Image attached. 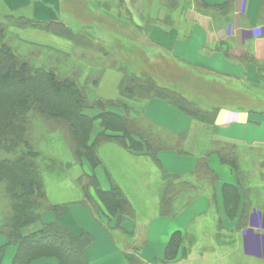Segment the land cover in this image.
I'll list each match as a JSON object with an SVG mask.
<instances>
[{"label": "trees", "instance_id": "16d2710c", "mask_svg": "<svg viewBox=\"0 0 264 264\" xmlns=\"http://www.w3.org/2000/svg\"><path fill=\"white\" fill-rule=\"evenodd\" d=\"M124 2H118L119 12ZM177 3V0H171L172 8L177 7ZM98 4L105 10L113 9L108 2ZM195 4L197 10L212 18L220 15L226 19L233 8V0L219 5L207 0H195ZM152 22L151 17L146 20L148 30L153 26ZM26 28L49 31L77 46L93 47L98 44L87 30L75 32L57 18H39L15 12L0 18V197L4 195L9 204L8 214L0 219V235H5L8 244L17 247L12 264H31L42 256H56L60 264H89L86 248L93 241L92 234L87 231L75 233L59 220L44 222L42 219L47 210H54L60 216L64 207L48 198L44 169L40 165L42 153L32 139L34 120L42 117L54 128H59L66 137L76 162L80 164H83L84 159H88L95 167L101 163L97 146L103 140H119L131 152L153 158L165 180L161 215L171 216L174 215V199L193 186L180 175L167 171L158 155L163 150L188 153L183 147L186 135L159 128L142 111L139 113L136 103H129L124 99H162L209 127L216 125L220 109L204 108L197 100L161 85L152 75L146 72L138 75L128 69L121 81L122 96L119 99L92 98L89 80L96 79V74L87 73L84 80L86 70L80 63L84 59L92 61V57L83 55L82 60L77 62L72 51L52 49L41 44H32L27 50H21L23 41L15 30ZM138 28L141 29L139 26ZM103 56L109 57L110 53L106 51ZM240 58L248 62L255 60L251 52H246ZM258 67L260 81H263L264 65L259 63ZM112 105L122 108L123 112L110 109L109 106ZM89 108L97 110V114H88L86 110ZM97 117L101 119L103 129L92 140L94 120ZM211 153H217L238 175V185L244 196L240 218L241 224H246L244 220L250 215L251 203H248V199L251 189H246L244 185L240 150L231 142L218 139L212 141L210 151L198 159L195 173L213 184L217 175L209 166L208 157ZM79 182L84 192L81 203L95 215H98L104 205L107 215L118 216L119 227L124 217L134 216L133 205L118 185L114 184L111 189L105 190L95 174L87 173L79 178ZM92 188L98 199L92 194ZM224 195L226 213L236 215L242 199L239 188L225 184ZM178 235L182 236L180 231L174 233L168 245L170 258H174L180 246L175 243ZM4 255L5 247L2 246L0 264Z\"/></svg>", "mask_w": 264, "mask_h": 264}, {"label": "crops", "instance_id": "0c3cea01", "mask_svg": "<svg viewBox=\"0 0 264 264\" xmlns=\"http://www.w3.org/2000/svg\"><path fill=\"white\" fill-rule=\"evenodd\" d=\"M139 1L150 2L151 7L154 8L151 13L160 14L155 7H159L161 0ZM207 1L219 5L227 0ZM126 2L130 7V0ZM179 2L177 3L179 9L178 12L175 11L173 22L159 23L151 27L148 40L154 51L147 52L146 56L152 60L156 52L162 53L165 54L167 62H177L186 67L189 72L183 78L192 79L189 85H196L200 91L204 92L209 87V85L203 86L202 81L205 80V84L210 82L212 86L217 83L216 89H221L224 95H233L237 99L240 96L254 98V89L260 86L258 64L264 65V0H233V8L226 19L220 15L212 18L197 10L195 0ZM39 3L40 7L34 3L29 4L33 8L32 13L39 18H54L51 16L53 12L56 14L57 5L54 8L45 1L39 0ZM138 7H140L139 3ZM37 9L38 14H36ZM136 10L135 13L138 14V21L141 24L144 11ZM246 52H251L255 60L248 62L241 59L240 57ZM188 81L186 80L187 84ZM185 92L187 96L200 101L204 108L220 109L215 126L209 127L201 123L165 100L153 98L141 101L143 115L154 125L170 133L186 135L183 147L188 153L163 150L158 157L167 171L180 175L193 186L174 199V215L162 216L159 211L153 216L154 218H151L149 229L143 232L145 239L141 243L144 246L135 244L131 248L118 246L112 233L96 221L92 210L85 205V207H67L61 217H58L54 210L43 213L44 222H52L58 218L64 226L75 233L87 231L92 234L93 241L86 248L89 264H132L130 262L132 259H139L140 262L148 264H205L206 258H201V250L195 246H191L187 251L185 245L179 246L178 254H190L185 260L179 257L170 258L167 248L177 231L182 232L184 238L193 236L194 223H200V218L205 217L209 212L217 216V224L221 228L220 231L218 230L219 233L225 231L235 234L241 245H238L237 249H241L245 256L264 262V199L261 203L255 204L253 195V190L257 188L264 190V106H247L235 99L217 101L205 97L206 100H202L198 93ZM201 100L206 105L201 103ZM100 124L101 120H96L95 125L100 126ZM191 139L193 145L187 144ZM216 139L238 146L244 181L249 182L247 179L250 173H257L260 176L259 185L253 182L244 184L246 189H251L250 198H247L251 208L248 219L244 220L246 224H241L240 213L244 205V196L238 185V175L235 170L224 163L217 153H211L208 162L217 175V180L212 184L195 173L198 159L210 151L211 143ZM191 146H193L192 152ZM122 148L130 151L124 146ZM86 161L90 169H83L85 173L95 174L105 190L111 189L114 184L118 185L133 205L134 216L124 217L122 223L127 224V219L136 220V205L126 194V186L117 180L111 169L100 168L102 164L93 167L89 160ZM156 165L157 169H152L154 175L152 182L164 189L165 180L162 170L158 164ZM141 170L129 169L130 178L138 182L139 176L136 175L140 174ZM225 184L237 186L241 194L238 212L234 216L227 214L225 210ZM108 217L111 218L110 226L115 227L112 222L118 220V216L108 215ZM134 227L135 233L137 221ZM152 237H154L153 243L150 240ZM2 246L5 247V255L1 264H12L17 247L8 244L5 235H0V247ZM31 264H60V261L56 256H42L33 260Z\"/></svg>", "mask_w": 264, "mask_h": 264}, {"label": "rangeland", "instance_id": "374dc122", "mask_svg": "<svg viewBox=\"0 0 264 264\" xmlns=\"http://www.w3.org/2000/svg\"><path fill=\"white\" fill-rule=\"evenodd\" d=\"M42 1L47 2L48 5L50 4L54 8L57 5L55 8L56 14L53 12L51 17L62 20L75 32L87 30L97 40L98 44H95L93 47L77 46L70 40L58 37L46 30L37 28L16 29L15 31L19 35L20 40L23 41L21 50H27L32 44H41L42 46H49L52 49L61 48L72 51L77 62L82 60L83 55L87 58L92 57V61L84 59L85 61L80 62L84 67V71L86 70L83 75L84 80L87 73L96 74V79L91 78L89 80L90 87L92 88V98L119 99L122 96L120 91L121 81L123 80L125 71H127L126 69H128L131 72L138 73V75L146 72L152 75L161 85L169 86L175 90L187 91L193 94L198 93L202 100H206L205 97L217 101L223 99L230 101L235 99L247 106H264V80L260 81L259 88L254 89V98L240 96L237 99L233 95H224L225 93L221 89H216L218 88L216 87L217 83L212 86L210 82L205 84L206 82L203 80V86L208 87L209 85L208 90L205 89L204 92L197 89L196 85H189L192 79L183 78L184 75L188 74V69L177 62H167L165 54H158L156 52L154 54L155 58H152V60L149 56H146L147 52L154 51V48L148 40L150 29H147L146 20L148 21V18L151 17L153 25L173 22L175 11L178 12L179 7L173 6L174 8H172L171 0H161L158 4L159 7H155V10H158L160 14L151 13L154 8L151 7L150 2L140 3L139 0H130V7L127 5L128 2L124 0L125 2L121 4L123 8L120 12L117 9L120 0ZM177 1L179 2L180 0ZM107 2L113 9L105 10V8L100 7L98 4H106ZM30 3H34L37 7H40L39 0H0V18L2 19L5 14L10 12L34 15L31 13L33 8L29 6ZM138 3L140 7H138ZM136 9L144 11L141 16V24L138 21V14L135 13L137 11ZM38 12L37 9L36 14ZM102 49L110 53V56L104 57L103 55L106 51H102ZM186 80H189L188 84ZM182 91L180 92L186 95V92L184 93ZM125 100L129 103H136L139 113L143 111L141 100L139 101L135 98ZM202 100L201 103H204ZM109 107L114 111L123 112L122 108L115 105ZM86 111L92 116L97 114V110L95 109L89 108ZM96 120L101 119L97 117L94 120L92 140L103 129L102 121L99 126L95 125ZM32 139L36 148L42 153L40 165L44 169L43 177L45 188L50 201L63 205L64 210L61 215H64L67 207H83L84 205L81 204V201L84 198V192L79 178L85 174L83 169H90L86 165V160L88 159H84L83 164L77 163L63 132L59 128H54L52 124L42 117L34 120ZM191 143L192 139L187 144ZM122 147L123 143L119 140H103L99 143L97 146V153L101 159L99 165L102 164L100 166L102 169H111L117 180L126 186V194L136 205V220L127 219L128 223H122L121 227L118 226V220H113L112 225L115 227H110L111 218L105 213V207L102 204V210L98 212V215L93 214L96 221L112 233L118 246L122 248H131L134 244L136 246H144L141 243L145 239L143 232L149 229L151 218L161 210L160 200L163 188L152 182V176H154L152 169H157L155 160L148 155L139 156L138 153H131ZM190 151H193V146H191ZM129 169H142V172L136 175L140 179H138V182L130 178ZM248 177L249 179L247 181L249 182L245 181V184L253 182L259 185L258 183L261 182L259 179L260 176L257 173H250ZM134 178L137 179L135 176ZM160 179L161 176L159 175V183ZM137 183L138 185H136ZM253 191L254 203H261L264 199V190L257 188ZM92 194L98 199L93 188ZM3 196L0 197V219H4L9 212L8 201ZM55 214L58 216V213L55 212ZM61 215L58 217H61ZM200 219V223H194L195 232L193 236L184 238L178 235L175 243L185 245L186 251L191 246L197 247L198 250H201V258H206L204 260L205 264H264L261 260L245 256L241 249H237L240 243L235 234H229L225 231L218 232L221 228L217 224V216L215 213L212 214L209 212L205 217H201ZM135 221H137V229L134 233ZM127 230L132 232H128ZM150 240L153 243L154 237ZM196 255L199 257L198 254ZM188 256L190 254H178L177 252L174 258L177 259L179 257V259L185 260L189 258ZM130 262L132 264H148L146 262H140L139 259H132Z\"/></svg>", "mask_w": 264, "mask_h": 264}]
</instances>
